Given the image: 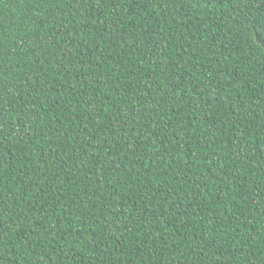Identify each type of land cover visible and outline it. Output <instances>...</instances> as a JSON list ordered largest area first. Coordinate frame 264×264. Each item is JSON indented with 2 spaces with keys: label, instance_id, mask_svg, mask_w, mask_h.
I'll use <instances>...</instances> for the list:
<instances>
[{
  "label": "trees",
  "instance_id": "trees-1",
  "mask_svg": "<svg viewBox=\"0 0 264 264\" xmlns=\"http://www.w3.org/2000/svg\"><path fill=\"white\" fill-rule=\"evenodd\" d=\"M264 0H0V264H264Z\"/></svg>",
  "mask_w": 264,
  "mask_h": 264
},
{
  "label": "snow or ice",
  "instance_id": "snow-or-ice-1",
  "mask_svg": "<svg viewBox=\"0 0 264 264\" xmlns=\"http://www.w3.org/2000/svg\"><path fill=\"white\" fill-rule=\"evenodd\" d=\"M256 38L261 42L264 43V29H261L260 32L256 34Z\"/></svg>",
  "mask_w": 264,
  "mask_h": 264
}]
</instances>
